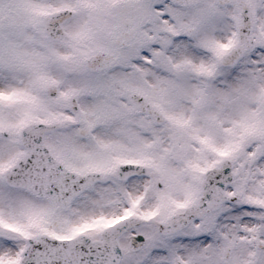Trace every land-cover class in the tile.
<instances>
[{
    "label": "rangeland",
    "instance_id": "1",
    "mask_svg": "<svg viewBox=\"0 0 264 264\" xmlns=\"http://www.w3.org/2000/svg\"><path fill=\"white\" fill-rule=\"evenodd\" d=\"M1 1H3V3H0V35L5 33L8 34L10 30H16L17 32L21 31L23 29V17H37V12L44 13L48 8L63 3L75 6L76 11L73 20L74 23L71 22L70 24L72 25H68L69 27L67 31V36L70 37L74 35L73 39L70 42H61V47L69 46L72 48V42H78L79 40V32L87 31V35H93L94 32L91 30L92 23L89 19L93 16L96 18V15H99V12H106V5H108V3L111 2V4L114 5V0ZM143 1L144 0H127L122 2L116 0V7H107L109 8L107 14L109 16V12L111 13L113 10L111 15L114 16L113 19L115 22L117 20V23H120L129 17L133 19L138 25L137 29L140 32L139 39L143 38L141 37L142 32L146 34L153 33L150 34V36L154 35L157 37L156 42H160L159 48L157 49L156 46L153 48L154 42L150 39V36L145 37L147 39L146 45L143 46L144 55L142 56L147 58L150 53L152 55L155 54V58L159 60L162 59L163 63L165 62L164 58L166 56L163 51H165V53H169L170 51L165 45L167 42H173L171 40L170 30H174L175 27L184 23L195 24L198 27H202L205 19L206 30H204L194 42L192 41L194 44L191 42L185 43V46L179 43L175 44L177 50L172 49L176 52L172 55V59L178 61L177 65L178 63H181L179 60L183 59L186 63L191 65L197 64L200 65V67L208 68V71L213 73L214 76L210 77L209 80L204 79L203 82H200V90L203 95L206 93V88L209 87V98L207 103L206 100L198 103L200 98L196 99L194 98V95L187 100V93L193 91L194 87L191 83L187 84L184 71L186 68L183 70L176 68L175 73H177V77L174 76L173 73L161 77V74L158 71L145 65L143 67L144 74H147L146 80L149 83L145 81L148 86H144L145 83L142 81V89L153 101L160 102L159 105H161L162 102H164L162 104L170 105V103L166 102L167 100L165 98L167 91L170 89L169 95L172 101L177 103L178 100L185 99L188 102L187 104L183 102L181 105L172 104V107L168 108V111L172 114H178L175 115L177 119L172 115V120L168 121L166 124H163L160 127L154 126L150 123L149 119L137 116L132 110V107L130 105L128 106L126 102H122V100L118 102V104L107 102L109 104V110L111 111L108 115L110 118H107V114L104 111V109H106L105 103L101 102L98 96L90 97V106L88 107L89 112L84 116L92 122L93 127L97 128L98 136L99 134L104 136L105 134H109L101 141H108L113 135H117L116 138L121 142L131 143V145L136 142L149 143L147 149L152 150L153 156L156 155L155 153L159 155V157L156 155L158 157V166L160 165L159 171H162L167 165L168 159V166L177 170L175 172L176 177L174 185L169 191V194L176 195L177 192V195L181 194L186 197L192 195L190 185L192 184L193 179L195 182L197 181V177L194 175L195 171H193L194 169L191 165L197 164L198 166L202 163H207L212 159V157L209 154H206L202 148H197V141L195 138L204 134H208L210 138H214L213 135H218L217 132L219 131H217V128L219 127L233 131V138L227 137L226 135L223 136L225 140L226 138L228 139L227 141L230 144L233 145L235 142L231 147L233 148L234 146H237L238 143L246 144V146L242 147L239 145L240 148L238 146L237 148L234 147L235 155L232 156V161L234 163L233 171L236 172L237 175L235 184L242 193L241 204L238 203L239 201H236L231 205L222 206L220 211H217L219 212L218 214L213 212L208 215L211 216L216 213L208 219L204 225L208 224V221H216V218H221L220 226L217 229L211 227L210 229L205 230V232L200 229L197 234L192 235L193 239L190 240L191 247L188 248L192 249L194 254H198L199 260L201 261L202 256L205 264H223L220 262L219 257L222 250L227 247H230L232 252L229 262L224 264H264V248L262 250H257L255 248L256 241H259L264 245V209L260 210L258 208L260 205H264V141L261 140V138L264 137V0H247L251 5L250 7L260 13V23L254 30V35H257L259 45L257 49L245 54L238 64L229 70L222 68L219 69L216 63V58L218 60L222 54L221 51L223 50L219 49L220 53H218V55H210L208 53L209 51H206L207 49L203 47H207L208 45L214 47L217 40L222 41L220 44H222L226 38V40H231L229 37L231 36L232 25L234 26L235 21L237 20L236 9L234 7L221 9L214 4L213 0H193L192 4L188 7V10H182V12L179 13L177 9L173 8V6H165L162 1H160V3H162L163 6H158L156 0H145L146 2L142 3ZM9 2L14 5H11ZM145 4H148L149 6L147 7ZM153 4H155L154 9H152ZM149 7L152 11L149 10ZM205 12H211L212 14L209 15L214 14V16L215 14H221L222 12L224 20L215 19L208 22V17H204ZM164 14H166V16H164ZM4 16H9L10 24L5 25L2 23ZM146 17H151V19L155 21V26L153 28L150 29L147 23L148 21L144 19ZM105 21L107 22L106 24L104 21H101L100 37L98 39L99 44H103V38L106 39V34L104 33L107 32V27L111 24L108 19H105ZM213 27L215 28V33H212L211 31V28ZM216 28H218V32ZM32 31L33 28L29 27L26 30H23V33L27 35L28 39H32L34 38ZM98 33L99 31H96L97 36ZM233 40L234 37H232L231 43ZM87 46L92 47L91 38H89ZM168 47L171 48L170 45ZM184 48L187 49L184 51ZM67 50L69 49H66V51ZM0 66H2V68L0 67V87L7 89L9 92L24 93L35 101L32 105L22 106L19 114L31 115L34 113L55 111L50 105L39 103L40 101L44 102L42 97H33L28 94L26 88L33 84L36 85L37 82H35V80L37 78L31 76V79L29 80L27 79V75L22 72L17 71L13 73L12 69H8L2 64H0ZM196 68H198V66L191 68L189 73H196ZM75 70L77 73L74 77L64 75L60 78L59 74L52 68L41 67L36 76L52 77L64 87L67 85H76L79 89L85 88L87 92L91 93V84L85 71L80 68ZM204 70L206 71L207 69ZM156 77L161 80L156 79ZM196 78L202 79V76ZM176 79L177 81H175ZM188 80H192L190 75ZM194 83L197 85L195 80ZM150 84H152V86ZM214 89H216V93L213 96ZM36 92H38L37 89ZM176 94H183L184 97L180 98ZM32 95H35V93ZM192 99L193 103H191ZM204 105L205 107H203ZM178 110L179 112L177 113L176 111ZM4 118L5 116L0 113V124L12 123L11 120H6ZM204 118H208V121H210V128L212 129L213 127V132H202L207 131L206 128H208V124L201 122ZM104 119H106L104 123L105 125L97 124V122H101ZM181 120H183V126L178 125ZM184 120H187L188 123L190 122L191 125L186 127L187 122L184 123ZM201 123L203 125H200ZM114 126H116V128ZM132 126L133 128H143L146 126L147 130L145 129L144 134L141 133L140 135H137L134 129L131 130ZM249 128L253 130L249 131ZM115 130L116 133H114ZM140 130L142 131V129ZM201 138L205 141L204 137ZM210 138H208V143H210ZM65 141L66 143L72 144V146L80 148L83 146L89 147L90 144V142L84 144L83 142H80V140H70V136L67 137ZM101 141L99 142V147L104 150V155H113L111 151L114 150L113 147L116 143H103ZM212 143L221 146L220 148L226 147L225 143L221 140L212 141ZM6 145L10 147L12 144L5 141L0 142L1 163H4L6 160L8 161L12 155L21 151V147L18 143L16 149H13V147L7 148ZM144 147V144H139L132 150L128 149V155L126 156L137 157L136 155H138V153L135 155L133 153L134 150L138 151L139 154H144ZM91 148L96 150L94 144H92ZM232 148H230V150H232ZM122 150H124L123 146ZM62 153L63 145L61 144V158L66 159L67 154ZM218 156L219 154L216 156L213 155L215 158ZM92 163L99 165L103 162L93 161ZM162 164L163 168L161 167ZM153 170L154 169L148 174H150L149 181L151 189L154 191L160 177H155L153 172L156 171ZM183 174L188 175L182 176ZM191 176H193V179ZM199 181L200 179L198 182ZM228 191L229 189H227V192ZM115 195L117 198H120L121 196H124V193L117 192L114 196H110L108 193L103 192L99 196L87 199V201H84L82 204L76 203L77 207L73 208L71 211L73 215L69 218V226H74L88 220L103 221L111 218L113 215H118L120 212L118 213L117 211L119 208H117L118 203L115 202L117 199ZM131 195L132 193L129 192L127 196ZM246 198H252L255 204L252 203V205L249 206ZM34 200L30 199L22 191H7L4 188H0V215L1 217H12L14 219L15 217H30L32 221L42 219L46 214L44 212H37L42 209L40 207L41 203L36 199ZM165 205L166 204L159 205L150 202V204H146L145 207L150 209L155 206V208L159 207L161 209ZM32 206H37V211L30 213ZM241 206L243 208H241ZM55 225L57 224L55 223ZM64 226L65 225L61 224V227ZM192 233L193 232H189V234ZM189 234L186 235L187 239ZM205 234H208L207 236L209 237H206ZM0 246V256L7 258L13 254L12 247L8 250L6 247H2L1 243ZM192 257L195 259V256Z\"/></svg>",
    "mask_w": 264,
    "mask_h": 264
},
{
    "label": "flooded vegetation",
    "instance_id": "2",
    "mask_svg": "<svg viewBox=\"0 0 264 264\" xmlns=\"http://www.w3.org/2000/svg\"><path fill=\"white\" fill-rule=\"evenodd\" d=\"M63 25L64 35L67 33L66 25ZM71 28V26H70ZM131 30L133 32V39L130 44L124 48L119 49L116 46V39L121 35L122 26H116L109 37V40L106 41L105 46H95L91 51H100L106 54L114 55L117 59V62L111 68L100 72H92L89 71L92 78L90 79L91 84V94L92 96H98L100 99L108 100L110 102H114L118 104L122 100V102H126L127 105L134 106L133 102L129 99V94L131 90H136L139 93H142L140 89H132L129 86V62L130 60H134V67L138 66V62H135V54L140 49L139 38L137 37V29L132 25ZM5 33V32H2ZM34 34V38L28 39L27 35L24 33H19L16 30H10L8 34L0 35V64L6 66L8 69H12L13 73L22 72L27 75V79H31V76L37 78L35 82L36 85H31L26 88L28 94L33 97H42L43 101L39 103L43 105H50L55 109L54 112L47 113H34L31 115H22L19 114L22 106L24 105H32L35 103L33 99L27 96L24 93H14L9 92L7 89L0 87V113H2L6 120H11L12 123H5V130L9 135L15 134L17 132V121L16 119H24V118H36V117H47L53 116L59 119L60 127L58 132L63 133L64 137H69L70 140H78L79 132L78 129L75 130L74 122L70 123L72 126H67V123L61 124V116L65 115L67 111H69V99L71 97L81 96V92H79L74 86L67 85L64 87L60 84L56 79L52 77H38L36 74L39 71V68H52L56 71L60 78H62L65 74H72L69 72H76L72 67V64L77 62L76 65L80 66L81 57L80 54L82 50L78 49L73 51V49H77L75 43L73 44V48L66 46L61 47V42H65V38L63 37L58 42L52 41L48 39L47 42L41 40V36L45 35L43 31H36ZM26 49L29 50L30 53L25 56L26 62H24L18 56V50ZM66 49L71 50L67 52ZM35 50H41V52H34ZM79 54H78V53ZM71 53L75 56L70 57L68 61H65L66 54ZM37 54V55H35ZM79 55V57H77ZM125 58L127 61H125ZM67 62V63H66ZM2 68V66H0ZM118 69V73L116 74L114 71ZM54 83L56 85L55 95L47 96L44 93V86L47 83ZM1 84V82H0ZM36 89L38 92H36ZM35 95H32L34 94ZM98 94V95H94ZM143 94V93H142ZM20 97V98H19ZM82 103V101H77V103ZM83 106V104H82ZM80 109L75 110V113L72 114L73 117L80 116ZM139 117L144 118L145 116L140 115ZM1 125V124H0ZM8 127V128H7ZM77 127V126H76ZM2 128H0L1 131ZM13 131V132H11ZM45 145L52 153V156L59 161L63 166L74 170V171H85L88 170L87 165H90L94 160H97V157H102L104 154V150H94L91 148L92 144H89V147H76L72 146L70 143L62 144L63 145V153L67 154V158H61V147L58 149V153L53 151L52 148H49L53 142L52 138L47 136L45 138ZM72 142V141H71ZM51 144V145H50ZM61 145V143H60ZM95 145V144H94ZM124 144H116V146H123ZM114 150L111 151L113 155L108 154L106 157L112 159L115 156H120L122 148L113 147ZM117 150V151H116ZM123 159V157H121ZM142 177H134L127 181L120 182L111 178H106L109 183L114 185L118 190H123L125 187L130 188L128 192L124 193V196L117 198L118 207L119 205H124L126 209L131 208V210L135 212H143L146 207V204L158 203L160 205L166 204L168 202L169 196L163 197L162 193L160 195L155 194L153 192H146L141 190V185L146 184V181L139 180ZM138 189V190H137ZM132 193L131 196H127L128 193ZM127 196V197H126ZM170 202H173V196L170 198ZM49 202L50 206L57 210H61L66 207H62L60 204L45 200ZM155 208V206L151 207ZM150 208V209H151ZM168 209L167 204L161 208V210ZM134 212V213H135ZM167 217L164 216L162 218L150 221V224H139L128 231H125L122 236L119 238V243L122 251V258L119 264H200L199 260L193 261V255H189L191 249L187 247L186 239L182 236V232L179 234H175L172 236H161L159 233L161 222ZM159 238H157V235ZM137 236H142L143 239H137L135 244H132V238ZM99 236H94V239L97 240ZM17 241V239H16ZM13 257H17L16 253L12 254Z\"/></svg>",
    "mask_w": 264,
    "mask_h": 264
},
{
    "label": "water",
    "instance_id": "3",
    "mask_svg": "<svg viewBox=\"0 0 264 264\" xmlns=\"http://www.w3.org/2000/svg\"><path fill=\"white\" fill-rule=\"evenodd\" d=\"M241 15L245 16L246 12L243 10ZM62 18H64V17H61L58 14L52 15L50 18H47V22L49 24V29L48 30L49 31H53L54 24L55 23L56 24L60 23ZM247 25H249V23ZM250 31H251V25H250V27H248V34H250ZM243 42H244V36H241V42L239 44V47H237V50H239V54L238 55L242 54L246 49L250 48V46L246 47ZM50 127L51 126H47V125H45L43 123H37V124H32V125L26 126L25 131L21 135V142L27 147L28 152L31 154L29 156L31 159H39L40 160V158H39L40 153H41V156L43 157V159H47L48 158L47 154L42 149L40 138H41V134L43 132L47 131ZM52 127H54V125ZM27 156H28V154H27ZM27 156H25L24 160L22 161V164L25 165V166H28V162L26 160ZM48 160H50V159H48ZM91 182H92V179H90V183ZM87 184H89V182ZM13 185L18 186L19 184L17 183V184H13ZM222 188H223V183L220 185V192H219L220 195H221L222 190H223ZM206 189H207V187H206ZM206 189L204 187L202 189V200H203V198L209 199L210 200L209 201V207H212L214 205H218L221 201H224V197L223 196H221V197H219V196L208 197L206 195V192H207ZM201 205H202V202H201L200 205L198 204L199 207H202ZM121 228L122 227L118 228L116 230V233H119ZM114 239H115V237H114ZM113 245H114V247L116 246L115 243H113ZM31 248H32V246H31ZM30 253H33V250H30ZM114 263H116V262H113V264ZM23 264H30V263H24L23 262ZM70 264H76V262L73 261ZM87 264H89V263L87 262ZM107 264H111V263H107Z\"/></svg>",
    "mask_w": 264,
    "mask_h": 264
}]
</instances>
